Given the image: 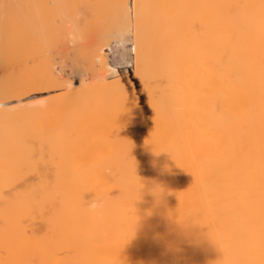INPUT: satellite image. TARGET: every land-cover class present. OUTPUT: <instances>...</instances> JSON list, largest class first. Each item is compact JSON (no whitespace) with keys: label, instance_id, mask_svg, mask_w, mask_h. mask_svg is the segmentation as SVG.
<instances>
[{"label":"bare ground","instance_id":"6f19581e","mask_svg":"<svg viewBox=\"0 0 264 264\" xmlns=\"http://www.w3.org/2000/svg\"><path fill=\"white\" fill-rule=\"evenodd\" d=\"M107 3L133 68L0 103V264H264V0Z\"/></svg>","mask_w":264,"mask_h":264},{"label":"rangeland","instance_id":"374dc122","mask_svg":"<svg viewBox=\"0 0 264 264\" xmlns=\"http://www.w3.org/2000/svg\"><path fill=\"white\" fill-rule=\"evenodd\" d=\"M107 2L109 0H0V103L25 95L30 83L34 88L43 85V62L53 64V69L61 73L68 84L96 79L97 71L88 63L91 50L96 49L91 48L95 42L97 45L102 41L106 45L103 48L108 47L106 56L112 64L118 61L124 66L125 61L132 58L133 68L134 45L132 41H125L132 32L122 26L123 23L122 27L114 22L110 24V19L107 24L113 27L107 28L105 24V31L103 26L109 18L107 11L101 12L103 7L108 9ZM96 8L102 9L98 12ZM108 14L111 15L109 9ZM98 36L101 39L96 38ZM118 53L125 61L120 60Z\"/></svg>","mask_w":264,"mask_h":264},{"label":"built area","instance_id":"2783aa9c","mask_svg":"<svg viewBox=\"0 0 264 264\" xmlns=\"http://www.w3.org/2000/svg\"><path fill=\"white\" fill-rule=\"evenodd\" d=\"M128 60V61H127ZM125 62H128V63H125V66H121L119 63H117V64H113V65H116V66H121V67H128V68H131L132 66H131V64H132V58L130 59V58H128Z\"/></svg>","mask_w":264,"mask_h":264},{"label":"clouds","instance_id":"9594fccd","mask_svg":"<svg viewBox=\"0 0 264 264\" xmlns=\"http://www.w3.org/2000/svg\"><path fill=\"white\" fill-rule=\"evenodd\" d=\"M93 207L95 208V207H98V206L94 205Z\"/></svg>","mask_w":264,"mask_h":264}]
</instances>
